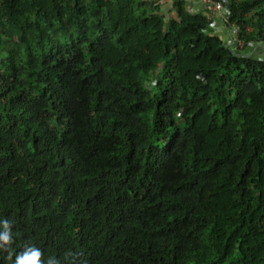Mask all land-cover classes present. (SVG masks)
I'll list each match as a JSON object with an SVG mask.
<instances>
[{
	"label": "trees",
	"instance_id": "16d2710c",
	"mask_svg": "<svg viewBox=\"0 0 264 264\" xmlns=\"http://www.w3.org/2000/svg\"><path fill=\"white\" fill-rule=\"evenodd\" d=\"M214 1L223 38L185 0H0V264H264V0Z\"/></svg>",
	"mask_w": 264,
	"mask_h": 264
},
{
	"label": "built area",
	"instance_id": "2783aa9c",
	"mask_svg": "<svg viewBox=\"0 0 264 264\" xmlns=\"http://www.w3.org/2000/svg\"><path fill=\"white\" fill-rule=\"evenodd\" d=\"M186 1V8L189 12H195L193 5L188 0ZM200 4V8L205 13L206 17L210 20V24L214 22H219L220 24H224L225 21V15L226 10L223 6V3L220 1H214V0H193ZM229 33L233 35L232 41H230L228 44H230L231 48L234 47H241L243 42L242 40L237 38V27L234 25L230 26ZM258 57L264 56V43L260 45V48L257 51Z\"/></svg>",
	"mask_w": 264,
	"mask_h": 264
},
{
	"label": "crops",
	"instance_id": "0c3cea01",
	"mask_svg": "<svg viewBox=\"0 0 264 264\" xmlns=\"http://www.w3.org/2000/svg\"><path fill=\"white\" fill-rule=\"evenodd\" d=\"M160 1H161V10L164 12L167 11L168 0H160ZM189 1L193 5L195 11L202 12V9L200 8V4H198L197 2H195L193 0H188V2ZM209 30L214 34L220 35L222 38L229 35L225 26H223V24H220L219 22L212 23L209 26Z\"/></svg>",
	"mask_w": 264,
	"mask_h": 264
},
{
	"label": "clouds",
	"instance_id": "9594fccd",
	"mask_svg": "<svg viewBox=\"0 0 264 264\" xmlns=\"http://www.w3.org/2000/svg\"><path fill=\"white\" fill-rule=\"evenodd\" d=\"M6 243L9 241L7 234L0 236ZM17 264H39V253L33 251L30 254L26 253L22 257H18Z\"/></svg>",
	"mask_w": 264,
	"mask_h": 264
},
{
	"label": "rangeland",
	"instance_id": "374dc122",
	"mask_svg": "<svg viewBox=\"0 0 264 264\" xmlns=\"http://www.w3.org/2000/svg\"><path fill=\"white\" fill-rule=\"evenodd\" d=\"M229 40V39H228ZM227 41V39H226ZM159 66V65H158ZM157 66V67H158ZM155 70H152V72H148L145 80H144V87L150 92V93H154V78H155Z\"/></svg>",
	"mask_w": 264,
	"mask_h": 264
}]
</instances>
